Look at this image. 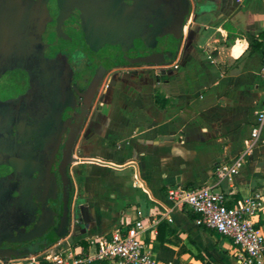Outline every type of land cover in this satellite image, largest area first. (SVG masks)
Instances as JSON below:
<instances>
[{"label":"crops","instance_id":"0c3cea01","mask_svg":"<svg viewBox=\"0 0 264 264\" xmlns=\"http://www.w3.org/2000/svg\"><path fill=\"white\" fill-rule=\"evenodd\" d=\"M190 1L174 59L126 68L97 97L74 149L68 234L40 253L86 247L142 212L158 222L142 238L162 264H238L231 239L172 207V186H212L228 206L258 196L264 232V128L248 149L264 99V0ZM246 151L238 175L220 181L216 167Z\"/></svg>","mask_w":264,"mask_h":264},{"label":"flooded vegetation","instance_id":"af4514ba","mask_svg":"<svg viewBox=\"0 0 264 264\" xmlns=\"http://www.w3.org/2000/svg\"><path fill=\"white\" fill-rule=\"evenodd\" d=\"M174 5L0 0V261L41 252L55 239L65 189L71 212L74 149L97 97L126 68L156 65L159 54L170 61L169 44L161 42L172 37ZM98 73L103 79L88 113ZM65 165L70 188L62 182Z\"/></svg>","mask_w":264,"mask_h":264},{"label":"built area","instance_id":"2783aa9c","mask_svg":"<svg viewBox=\"0 0 264 264\" xmlns=\"http://www.w3.org/2000/svg\"><path fill=\"white\" fill-rule=\"evenodd\" d=\"M263 128L264 99L256 113L248 149L258 143ZM246 155L247 151L233 163L217 166V178L220 181L231 180L238 175ZM166 194L173 208L187 210L197 216V226L231 239L236 248L238 264H264V232L256 222L262 209L258 196L228 206L227 194L209 185L199 188L172 186ZM157 223L155 219L147 225L143 213L139 212L130 227L91 241L86 247L77 250H47L44 253L11 258L5 264H162L142 238L148 231L156 233Z\"/></svg>","mask_w":264,"mask_h":264},{"label":"water","instance_id":"95a60500","mask_svg":"<svg viewBox=\"0 0 264 264\" xmlns=\"http://www.w3.org/2000/svg\"><path fill=\"white\" fill-rule=\"evenodd\" d=\"M173 3L175 4L174 6H176L177 8V13H176V18H175V25H171V29L169 34L174 38V39H180L182 36V31L184 28V25L186 24L187 21V17L190 14L191 11V1L190 0H173ZM174 53L171 52L169 54V59L173 60L174 59ZM158 60L154 61L153 63L156 65H164L166 64V58L163 57L162 55H158ZM103 76L100 75V73H98L96 75V77L94 78L89 90H88V104L86 105L88 107V113L92 108V105L94 103L95 97H96V93L97 90L99 88L100 82L102 81ZM71 154V153H70ZM67 165H65V167L62 168V172H61V177H62V182L64 184L65 187L70 188L71 185L67 184L68 182L70 183V178L67 175ZM69 200H70V192H67L65 189V193H64V212H63V217L61 220V224L59 225L58 229H57V233H56V237L55 239H53L50 243H53L59 239H62L64 236H66L68 234V227H69ZM38 252H40V250L35 251V252H29V253H25V254H17L14 256H10L9 259L11 258H17V257H22V256H27V255H33V254H37Z\"/></svg>","mask_w":264,"mask_h":264},{"label":"rangeland","instance_id":"374dc122","mask_svg":"<svg viewBox=\"0 0 264 264\" xmlns=\"http://www.w3.org/2000/svg\"><path fill=\"white\" fill-rule=\"evenodd\" d=\"M174 38L173 37H168L166 39H164L162 42H161V45L162 47L165 45V44H169V43H174ZM159 50L161 49V46L158 48Z\"/></svg>","mask_w":264,"mask_h":264},{"label":"trees","instance_id":"16d2710c","mask_svg":"<svg viewBox=\"0 0 264 264\" xmlns=\"http://www.w3.org/2000/svg\"><path fill=\"white\" fill-rule=\"evenodd\" d=\"M189 216H190L192 219H196V216H195V215H193V214H190V213H189ZM51 244H53V243H50V245H51ZM50 245H49V246H50ZM172 262H174V263H175V261H172Z\"/></svg>","mask_w":264,"mask_h":264}]
</instances>
